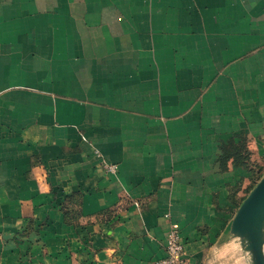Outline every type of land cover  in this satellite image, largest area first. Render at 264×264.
<instances>
[{
  "label": "crops",
  "instance_id": "1",
  "mask_svg": "<svg viewBox=\"0 0 264 264\" xmlns=\"http://www.w3.org/2000/svg\"><path fill=\"white\" fill-rule=\"evenodd\" d=\"M258 164L264 0H0V264H249Z\"/></svg>",
  "mask_w": 264,
  "mask_h": 264
},
{
  "label": "water",
  "instance_id": "2",
  "mask_svg": "<svg viewBox=\"0 0 264 264\" xmlns=\"http://www.w3.org/2000/svg\"><path fill=\"white\" fill-rule=\"evenodd\" d=\"M230 231L248 253L249 264H264V176L239 206Z\"/></svg>",
  "mask_w": 264,
  "mask_h": 264
},
{
  "label": "built area",
  "instance_id": "3",
  "mask_svg": "<svg viewBox=\"0 0 264 264\" xmlns=\"http://www.w3.org/2000/svg\"><path fill=\"white\" fill-rule=\"evenodd\" d=\"M105 168L109 172L115 173L117 171V166L114 164H105ZM166 216L169 217L170 214H166ZM165 249V257L155 261L153 264H187L188 259L182 235L175 224H172L168 230Z\"/></svg>",
  "mask_w": 264,
  "mask_h": 264
},
{
  "label": "rangeland",
  "instance_id": "4",
  "mask_svg": "<svg viewBox=\"0 0 264 264\" xmlns=\"http://www.w3.org/2000/svg\"><path fill=\"white\" fill-rule=\"evenodd\" d=\"M254 172L256 173L253 183L257 181V178H259L262 174H264V164L263 165H257V168H254ZM257 184V183H256ZM255 184V185H256ZM253 185V184H252ZM255 187V186H254Z\"/></svg>",
  "mask_w": 264,
  "mask_h": 264
},
{
  "label": "trees",
  "instance_id": "5",
  "mask_svg": "<svg viewBox=\"0 0 264 264\" xmlns=\"http://www.w3.org/2000/svg\"><path fill=\"white\" fill-rule=\"evenodd\" d=\"M264 176V174H262L259 178H257V181L255 183H253V185L250 186V188L247 190V193H250V191L254 188L255 184L258 183V181ZM246 198V197H245Z\"/></svg>",
  "mask_w": 264,
  "mask_h": 264
}]
</instances>
